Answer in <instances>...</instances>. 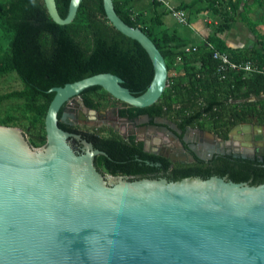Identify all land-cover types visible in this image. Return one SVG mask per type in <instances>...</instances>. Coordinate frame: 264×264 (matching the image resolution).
I'll use <instances>...</instances> for the list:
<instances>
[{
  "label": "water",
  "instance_id": "95a60500",
  "mask_svg": "<svg viewBox=\"0 0 264 264\" xmlns=\"http://www.w3.org/2000/svg\"><path fill=\"white\" fill-rule=\"evenodd\" d=\"M81 1L70 0L65 18L55 0L44 4L56 23L68 24ZM103 6L111 24L145 49L153 78L138 96L109 72L52 87L46 143L37 147L21 128L0 125V264H264V182L104 174L94 159L105 153L59 126V111L90 87L143 108L167 85L151 38L127 25L112 0ZM71 137L81 139L82 152Z\"/></svg>",
  "mask_w": 264,
  "mask_h": 264
},
{
  "label": "trees",
  "instance_id": "16d2710c",
  "mask_svg": "<svg viewBox=\"0 0 264 264\" xmlns=\"http://www.w3.org/2000/svg\"><path fill=\"white\" fill-rule=\"evenodd\" d=\"M112 1L114 10L127 25L140 28L151 38L167 67V86L159 99L143 108L122 103L118 109L120 115H170L177 118L181 128L199 126L200 119L205 116L210 117V121H227L228 126L246 121L249 116L264 121V74L232 72L226 80H220L216 73L217 60L212 57L210 48L201 45L195 50L181 49L182 40L176 33L156 31V27L162 24L161 13L147 18L134 10L132 0ZM201 1L212 5L216 0H193L179 8L191 10L193 4ZM55 3L59 16L65 18L70 0H55ZM205 11L215 13L212 7ZM201 13L204 12L198 11L196 15ZM232 21V17H224L220 24L212 25L208 42L216 50L226 51L234 61L251 60L264 65L263 44L251 54L227 45L222 34L230 30ZM177 61L182 73L176 76L172 72ZM10 72L18 75L22 88L0 96V100L23 99L25 107L44 123L54 96L49 91L52 87L109 72L122 78V85L138 96L149 86L154 70L140 43L119 32L108 20L103 0H82L74 19L68 24L56 23L44 0H0V76ZM80 96L83 105L89 109H98L99 101L112 97L100 86L90 87ZM62 114L61 109L59 126L70 131L62 121ZM226 132L223 137H227ZM38 138L46 143L44 131ZM128 145L116 135L97 138L95 147L105 153L97 156V169L112 175L159 178L158 170L161 169L149 167L147 159H143L148 155L140 148L134 151L140 160L131 156L132 160L117 164L125 161V154H131ZM217 160L223 165L210 168L199 161L191 165L195 167L174 166L170 175L162 177L178 181L185 177L206 179L217 174L250 185L264 182V157L258 161L225 155Z\"/></svg>",
  "mask_w": 264,
  "mask_h": 264
},
{
  "label": "flooded vegetation",
  "instance_id": "af4514ba",
  "mask_svg": "<svg viewBox=\"0 0 264 264\" xmlns=\"http://www.w3.org/2000/svg\"><path fill=\"white\" fill-rule=\"evenodd\" d=\"M122 103L124 102H120V106L115 108V113L111 118L108 116L102 118L94 126V131L82 130L75 126L78 118L84 119L86 123L88 118L83 117L76 109L71 107L68 111H63L65 116H62V121L65 122L71 132L81 133L87 141L92 143L94 149H98L95 147V142L99 137L116 135L128 143L131 154H125V158H123L125 161H118L117 164H125L127 159L132 160L131 156L138 157L137 159L140 160L141 157L134 152L137 148H140L142 152L148 155L147 158H143L147 159L148 166L161 169L158 170L159 177L170 175L174 166L190 167L192 164H198L199 161L205 162L206 167L217 168V166L223 165L217 159L225 155L258 161L263 160L264 121H259L255 116H249L248 120L232 126H228L227 121L223 120L219 122L211 121V124L217 125L218 128L210 131L191 125L181 128L178 125L177 118L170 115H120L118 109L122 106ZM100 114L102 112H96V115ZM70 118L73 121H69ZM204 120L210 121V117L205 116L204 119H200L199 124H202ZM104 123L107 124V128L100 130ZM226 130L228 131L226 132ZM224 132H226L227 137H223ZM131 142L134 145H131ZM68 143L75 151H83L81 139L71 137ZM97 156L94 159L96 167ZM100 171L109 174L104 170ZM126 176L138 178L135 175Z\"/></svg>",
  "mask_w": 264,
  "mask_h": 264
},
{
  "label": "rangeland",
  "instance_id": "374dc122",
  "mask_svg": "<svg viewBox=\"0 0 264 264\" xmlns=\"http://www.w3.org/2000/svg\"><path fill=\"white\" fill-rule=\"evenodd\" d=\"M183 5L180 4L179 7H183ZM211 7L215 10V13L210 17L207 15L203 17L205 23V20H211L212 24L218 25L224 17L233 18L230 30L222 34L225 41L229 36V32H232L235 36L232 37L233 41L238 44L244 42L251 45V50L248 53L246 52V54H251L253 48L259 47L260 44L264 45V0H216L212 5H209L208 1H201L193 4L191 10L184 11L188 14L190 19L187 18L190 22L198 11L206 13L205 10ZM4 46H6L5 42ZM181 71V66L178 62L176 69L172 73L177 76L182 73ZM21 88V80L15 72L0 76V96ZM120 102L122 101L109 97L99 101L98 109H89L83 105L81 96H76L75 103H72L71 108L76 109L80 115L88 119L86 123L84 119L78 118L75 126L82 130L94 131V126L102 118L107 116L111 118L114 115L115 108L120 106ZM97 111L102 112V114L96 115ZM69 121L73 120L70 118ZM0 125L21 128L23 133L26 134L28 143L34 147L43 143L38 136L41 137L43 131L45 132L44 123L25 107V101L21 98L12 97L0 100ZM198 127L210 131L214 129V125L209 120H204ZM106 128L107 124L104 123L100 130H105Z\"/></svg>",
  "mask_w": 264,
  "mask_h": 264
},
{
  "label": "crops",
  "instance_id": "0c3cea01",
  "mask_svg": "<svg viewBox=\"0 0 264 264\" xmlns=\"http://www.w3.org/2000/svg\"><path fill=\"white\" fill-rule=\"evenodd\" d=\"M192 1L193 0H132L131 5L136 12H142L147 18L161 13L162 24L156 27V31L169 30L170 32L176 33L182 40L181 49L187 50L192 46L199 47L204 45L208 41L207 38L212 33V27H209L210 25H207L203 21V17H206V15L209 17L214 15L211 11L197 14L190 20L189 26L181 24L176 20L169 8L172 7L183 10L179 8V5L190 4ZM232 37H235L234 34L229 32L226 43L230 48L243 50L244 53H248V51L251 50L250 44L244 42L238 44L233 41Z\"/></svg>",
  "mask_w": 264,
  "mask_h": 264
},
{
  "label": "built area",
  "instance_id": "2783aa9c",
  "mask_svg": "<svg viewBox=\"0 0 264 264\" xmlns=\"http://www.w3.org/2000/svg\"><path fill=\"white\" fill-rule=\"evenodd\" d=\"M169 10L181 24L188 26L190 25L187 14L183 10L172 7H170ZM205 21L207 25H210L209 27H212V25H216L212 24L211 20ZM204 45L212 50V57L217 60L216 73L220 80H226L232 72L245 74H264V65L256 64L251 60L234 61L230 58L229 54L226 51L216 50L208 41ZM191 48L192 50H195L196 46H192ZM188 50L189 48L187 49V51Z\"/></svg>",
  "mask_w": 264,
  "mask_h": 264
},
{
  "label": "bare ground",
  "instance_id": "6f19581e",
  "mask_svg": "<svg viewBox=\"0 0 264 264\" xmlns=\"http://www.w3.org/2000/svg\"><path fill=\"white\" fill-rule=\"evenodd\" d=\"M72 103H75V99L74 101L72 102L71 100H69V105L72 106Z\"/></svg>",
  "mask_w": 264,
  "mask_h": 264
}]
</instances>
